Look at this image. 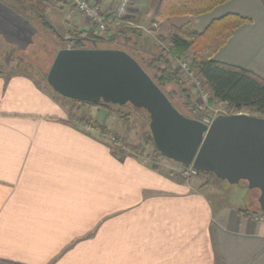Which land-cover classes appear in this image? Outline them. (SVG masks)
Segmentation results:
<instances>
[{
  "label": "crops",
  "instance_id": "0c3cea01",
  "mask_svg": "<svg viewBox=\"0 0 264 264\" xmlns=\"http://www.w3.org/2000/svg\"><path fill=\"white\" fill-rule=\"evenodd\" d=\"M89 1L115 14V1ZM159 2L135 0L131 16L156 41L173 26L202 33L228 14L250 19L215 60L264 79V0L161 25ZM6 73L0 66V264H264V223L240 213L254 206L228 199L213 208L203 191L214 182L145 163L70 120L71 106L32 74Z\"/></svg>",
  "mask_w": 264,
  "mask_h": 264
},
{
  "label": "water",
  "instance_id": "95a60500",
  "mask_svg": "<svg viewBox=\"0 0 264 264\" xmlns=\"http://www.w3.org/2000/svg\"><path fill=\"white\" fill-rule=\"evenodd\" d=\"M38 34L29 19L0 0L2 40L24 52ZM92 44L89 49L58 50L46 75L54 92L89 104H131L146 110L163 157L232 185L245 182L258 191L256 202L264 212V117L218 115L210 124L186 117L133 57Z\"/></svg>",
  "mask_w": 264,
  "mask_h": 264
},
{
  "label": "trees",
  "instance_id": "16d2710c",
  "mask_svg": "<svg viewBox=\"0 0 264 264\" xmlns=\"http://www.w3.org/2000/svg\"><path fill=\"white\" fill-rule=\"evenodd\" d=\"M1 1L13 8L20 15L29 19L34 27L39 25L44 31L51 30L54 34L57 32L51 26L52 24L46 16L42 14V7L58 9L62 12L69 6L68 0H62L63 2L59 0ZM228 1L230 0H160L157 9H155L154 22L161 25L174 18L188 16L199 17L212 12L218 6H222ZM71 9L74 12L76 11L74 6ZM114 22L115 14H111L108 16L106 23L108 24L107 31L100 34L94 28L81 29L74 27L71 32L72 35L68 37L69 40H61L65 45L62 49H89L93 48L92 42L94 41L97 43L98 48L100 45H109L114 47L101 49H117L126 52L141 65L145 70L144 72L152 78L154 83L165 93L164 95L168 97L180 113L191 119L204 121L210 118L208 110L198 104L192 88L187 84L188 82L183 77H180L175 70V62H185L188 63L189 70L202 82L205 91L209 90L211 104L219 101L230 106L237 112L249 109L264 116V79H261V77L245 68L215 60V55L226 46V43L234 35L235 30L250 23V19L236 14H228L213 20L202 33L188 31L187 25L181 27L173 26L172 33L169 35V47L162 46V42L166 41L165 37H160L159 41L151 40L146 35H143V31L140 29L128 26L115 27ZM33 39L34 43L37 39L42 40L41 34H38ZM34 47L35 44L31 45L24 52L27 53ZM57 52L53 55L52 62ZM51 66L52 63H50L48 71ZM46 75L44 76L47 77ZM175 98L181 101L182 107L188 110L192 116L184 114L177 107L173 102ZM68 100L80 106L108 107L112 105L103 102L89 104ZM69 112L70 120H77L78 124L98 130L102 135L107 136L109 134V130L104 124L92 120L87 121V119L78 120L77 111L71 109ZM112 143L116 145L121 144L118 137ZM147 144L153 147L151 159L152 163L155 164L154 166H156L165 157H163L154 145L151 134L147 138ZM144 152V150H141L140 153L142 154ZM180 166L185 168L183 165ZM197 174L199 178H206L204 186L209 185L212 181L211 179L216 178L211 173L200 172ZM240 213L248 217H255L257 215L264 216V212L260 210L258 204L257 207L253 208V211L242 210Z\"/></svg>",
  "mask_w": 264,
  "mask_h": 264
},
{
  "label": "rangeland",
  "instance_id": "374dc122",
  "mask_svg": "<svg viewBox=\"0 0 264 264\" xmlns=\"http://www.w3.org/2000/svg\"><path fill=\"white\" fill-rule=\"evenodd\" d=\"M68 1L69 6H67L62 12L58 9L42 7V14L46 16V18L52 24L51 26L55 28L57 33L54 34L51 30H48L46 32L39 25L36 26V28H38L39 30V34H41L42 40L37 39L34 43L35 47L27 53L17 50L16 47L2 40L3 38L0 36V66H5L7 71L6 75H8V73H11L13 75H15L16 73H28L30 75L32 74L31 76H35L38 81L44 83L47 93L51 94L53 97L58 98L64 103H68L73 111H77L78 120L87 119V121L92 120L100 124L104 123V126L106 125L107 129L109 130V134H107L108 138L111 135L115 138L118 137L119 142H121V144L119 145L121 149L125 150L126 152L133 149L139 153L141 152V150H144V153H140L141 157L146 160L150 159L151 162L153 147L152 145L147 144V138L150 136L151 131L149 121L150 117L146 110L137 109L131 104H126L124 106L111 105L108 107L80 106L75 103H71L68 99L61 98L56 92L53 91L52 88H50L49 84L47 83V77H45L44 75H46L50 63H52L53 55L65 46L61 40L68 39V37L72 35L71 32L74 27H79L81 29L85 28L82 25V19L78 17L77 14H73L75 12L71 9L73 6L75 7L74 0ZM133 2H135V0H132L131 9L129 10V18L128 20H126V22L123 23V26L138 29L137 23H132L133 18L131 16L134 12ZM127 22L131 24H128ZM94 29L97 33H99L96 28ZM160 32L161 31H158L157 33H153L152 35L156 36ZM162 35L164 36L161 37H165L166 39V41L162 42V46L169 47V34ZM109 47L113 48L114 46L100 45L99 48ZM182 63L184 62H175V70L178 72L180 77H183V79L188 82L187 84L192 88L194 92L193 94H195L198 104L208 110L210 118L207 119L213 120V118L218 115L233 114H248L250 116L252 115L264 117L252 110L250 111L249 109H244L240 112H237L230 106L225 105V103L219 101L211 104V95L209 94V90L205 91L202 82H200L197 77L194 76V78H191L187 76L185 74V71L180 68ZM205 95H207L206 101H204L203 99V96ZM173 102L177 105V107L180 108V110L184 114L192 116L188 110L182 107L181 101H179L177 98L173 99ZM160 163L166 164V166L168 165L169 169H175L176 172L181 174V177L184 178V180H198L202 185H204V183L206 182V178H199L198 174L186 175L185 173H187L189 167L184 168L180 166V164L167 159V157L161 159ZM211 180V182H214V186L206 188L203 192L209 198L211 202L210 204H212L213 208L216 209L218 203L227 201L228 199L229 202L232 200L244 209L252 210L253 206L257 207L258 203L255 201L258 198V191L250 189L245 182L237 185H232L216 178ZM221 187H223V189Z\"/></svg>",
  "mask_w": 264,
  "mask_h": 264
},
{
  "label": "built area",
  "instance_id": "2783aa9c",
  "mask_svg": "<svg viewBox=\"0 0 264 264\" xmlns=\"http://www.w3.org/2000/svg\"><path fill=\"white\" fill-rule=\"evenodd\" d=\"M115 1L117 3L116 10L115 11V22L114 26L115 27H122L123 23L126 22L127 17L129 16V10L131 9V3L132 0H111ZM74 5L81 15L86 19V21H89V25L91 28H96L100 33H104L108 29V24L107 19H108V14L104 12V9L102 6L95 4L94 2H91L89 0H74ZM128 23V22H127ZM131 24V23H128ZM180 68L185 71V74L191 78H194V73L191 72L189 69L188 63H182ZM204 101L207 99V95L203 96ZM212 120L205 119L204 123L210 124ZM77 122V120L75 121ZM78 124V122H77ZM90 128L89 126H87ZM91 129V128H90ZM109 140L111 142L115 141V138L110 136ZM150 160L145 159V163H147ZM186 175L194 174L196 175L197 172L189 167L187 170ZM254 219L258 222H263L264 223V216H255Z\"/></svg>",
  "mask_w": 264,
  "mask_h": 264
}]
</instances>
